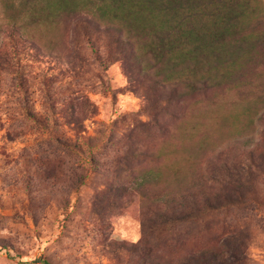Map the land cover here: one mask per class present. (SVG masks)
<instances>
[{
	"label": "rangeland",
	"instance_id": "1",
	"mask_svg": "<svg viewBox=\"0 0 264 264\" xmlns=\"http://www.w3.org/2000/svg\"><path fill=\"white\" fill-rule=\"evenodd\" d=\"M221 1L240 4L246 36L264 38V0ZM104 5L0 0V264H150L146 251L185 256L205 223L225 219L248 227V264H264V209L143 232L167 209L160 199L189 195L221 151L254 147L264 63L237 81L223 70L214 89L182 95L177 82L175 96L137 50L144 35L122 42Z\"/></svg>",
	"mask_w": 264,
	"mask_h": 264
},
{
	"label": "trees",
	"instance_id": "2",
	"mask_svg": "<svg viewBox=\"0 0 264 264\" xmlns=\"http://www.w3.org/2000/svg\"><path fill=\"white\" fill-rule=\"evenodd\" d=\"M99 1L106 4L100 7V16L111 19L122 29V42L129 44L139 33L144 35L137 50L152 55L149 65L154 64L151 60L159 64L157 71L162 75V85L174 90L175 96L179 93L177 82L186 88L182 95L214 89L223 81L220 75L223 70L230 71L229 78L237 81L240 79L237 72L264 63V38L251 39L244 34L241 22L245 13L238 3ZM219 155V162L212 166L209 175L192 185L189 195L160 199L161 207L167 209L151 218L152 222L144 219V236L203 221L225 209L246 210V217L263 211L264 130L259 131V140L245 156L229 157L224 151ZM200 231L204 233L201 242L185 256L172 258L146 251L144 261L147 258L150 264H248L251 235L247 226L225 219L209 221ZM41 262L56 264L49 258Z\"/></svg>",
	"mask_w": 264,
	"mask_h": 264
}]
</instances>
